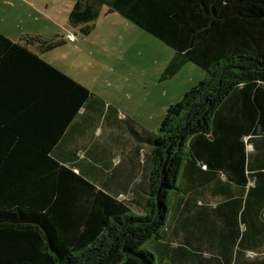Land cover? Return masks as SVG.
Here are the masks:
<instances>
[{"label":"trees","instance_id":"trees-1","mask_svg":"<svg viewBox=\"0 0 264 264\" xmlns=\"http://www.w3.org/2000/svg\"><path fill=\"white\" fill-rule=\"evenodd\" d=\"M104 7L176 51L163 79L188 63L207 78L158 135L136 133L146 197L135 168L131 192L112 194L80 168L91 91L42 56L65 39L0 31V264H241L264 209V0H78L70 26L90 35ZM183 202L194 214L171 233ZM214 215L227 229H209Z\"/></svg>","mask_w":264,"mask_h":264},{"label":"rangeland","instance_id":"rangeland-1","mask_svg":"<svg viewBox=\"0 0 264 264\" xmlns=\"http://www.w3.org/2000/svg\"><path fill=\"white\" fill-rule=\"evenodd\" d=\"M77 1L0 0V31L22 44L31 37L65 39L64 45L42 56L92 93L87 113L83 110L77 120L82 123L78 140L85 148L80 158L85 160L88 148L122 151L115 137H124L127 151L136 146V133L158 135L168 108L207 74L188 63L174 78L163 79L176 51L107 7L85 36L69 24ZM30 48L41 52L38 46Z\"/></svg>","mask_w":264,"mask_h":264},{"label":"crops","instance_id":"crops-1","mask_svg":"<svg viewBox=\"0 0 264 264\" xmlns=\"http://www.w3.org/2000/svg\"><path fill=\"white\" fill-rule=\"evenodd\" d=\"M69 35L70 37L73 36L72 33H70ZM132 146V149L126 151L122 144V152H109V154L105 152V149L92 151L88 148L87 153L89 157H87L90 158L91 161H89L90 159L86 158V160H84V162L80 164V168H84L83 173L88 178H90L100 186L106 188L112 194H121L122 196L129 194V192L131 191L128 190L133 189V185L129 181L128 175L129 171H131L130 169L135 168L136 171H138V175L141 174L140 181L142 184L139 188V192H141L142 196L146 197L148 189V180L147 178H144L146 176V168H144V166L139 163V156L134 150L136 146H134L133 144ZM252 150L253 147L249 146V151L251 152ZM100 161L102 163H100ZM118 167H120L119 171H117ZM115 168L116 170H114ZM224 201L225 200H218V202L220 203H223ZM193 214L194 213L192 210H187L186 203L183 202L182 205L177 209V212L173 213V220L175 223L173 224L171 233L176 234L179 231L182 222H184V220L188 219ZM206 219H208L206 220V222L209 229H211V224L213 223L214 233H218V231L221 232L224 231V229H227L226 220L223 217L214 215L206 217ZM250 221H252L254 225L257 226V231L254 230L253 226H249L248 231L250 233L248 234V239L251 240L247 239L246 247L244 249L241 248L240 252L243 256L242 259L240 258L241 261L239 263L243 264L248 261H256L258 264H264V209L262 211V216L260 215L259 217L254 218L253 216H251ZM245 229V226H242L241 233L244 232ZM219 239V236L216 235L214 245L215 250L216 248H219ZM198 245L201 247H205L207 245V242L201 243L199 241ZM233 246L235 249H237L235 245Z\"/></svg>","mask_w":264,"mask_h":264},{"label":"water","instance_id":"water-1","mask_svg":"<svg viewBox=\"0 0 264 264\" xmlns=\"http://www.w3.org/2000/svg\"><path fill=\"white\" fill-rule=\"evenodd\" d=\"M111 12H115V11L111 10Z\"/></svg>","mask_w":264,"mask_h":264}]
</instances>
